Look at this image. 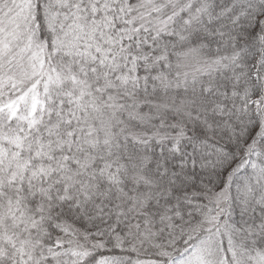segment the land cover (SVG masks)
Wrapping results in <instances>:
<instances>
[{"label": "snow or ice", "instance_id": "6c2138e0", "mask_svg": "<svg viewBox=\"0 0 264 264\" xmlns=\"http://www.w3.org/2000/svg\"><path fill=\"white\" fill-rule=\"evenodd\" d=\"M0 264H264V0H0Z\"/></svg>", "mask_w": 264, "mask_h": 264}]
</instances>
